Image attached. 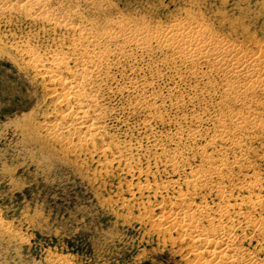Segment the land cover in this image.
Here are the masks:
<instances>
[{"label": "rangeland", "instance_id": "374dc122", "mask_svg": "<svg viewBox=\"0 0 264 264\" xmlns=\"http://www.w3.org/2000/svg\"><path fill=\"white\" fill-rule=\"evenodd\" d=\"M82 9L86 19L97 27L107 28L108 21L120 18L127 27L151 31H164L173 25H199L212 38L248 50L264 43V0H84ZM28 24V21L21 23V30L27 29ZM7 33L10 34L2 27L1 41ZM127 50L135 57L123 60V68H113L115 79L111 81V89L104 90V102L111 111L106 120L107 133L114 136L115 143L123 146L127 142L135 147L140 141L148 147L153 140L161 139L177 149L171 134L184 128L186 138L187 132L195 128L193 114L203 119L201 129L205 134L214 132L212 119L221 118L229 135L253 153L257 172L264 174V160L257 157L264 151V131L236 121L240 113L247 111L264 121V93L228 95L225 82L217 78H196L183 68L179 72L184 81H180L163 55L152 58L135 53L131 47ZM133 66L138 68L137 72ZM201 67L208 69L209 64L204 62ZM38 78L34 70H24L9 56L0 55V264H56V259L70 264H185L179 254L160 245V237L152 231L147 218H142L161 199L150 191L138 190L147 180L145 174L150 169L152 181L164 183L178 177L163 168L156 170L155 153L140 149L139 145L132 151L142 156L139 163L145 174L136 171L131 175L123 173V167L117 164L108 167L104 156H92L91 145L78 157L61 145L55 143L53 148L47 144L42 132L29 125V122L44 120L52 102ZM135 80L148 83L146 90L139 94L155 97V111L168 117L169 124L160 121L147 124L150 109H133L138 100L135 95L139 94L132 88L122 93L120 88ZM179 100L181 110L176 107ZM178 118L181 124L176 122ZM32 130L36 132L34 136ZM226 145L219 144L222 148ZM179 149L187 152L185 148ZM165 196L172 197V194Z\"/></svg>", "mask_w": 264, "mask_h": 264}, {"label": "bare ground", "instance_id": "6f19581e", "mask_svg": "<svg viewBox=\"0 0 264 264\" xmlns=\"http://www.w3.org/2000/svg\"><path fill=\"white\" fill-rule=\"evenodd\" d=\"M83 2L0 0V30L3 27L10 33H7L9 37L0 40V55L9 56L24 70H34L37 78L42 80L45 92L48 90L46 95L52 99L44 120L34 121L36 125L29 122V125L42 132V140L53 148L56 144L61 145L79 157L87 149L85 147L91 145L92 156H104L108 167L117 164L123 167V173L131 175L136 171H140V175L145 174L139 163L142 156L135 155L133 148L139 145L140 149L154 152V168H163L178 177L165 182L162 180L164 183L156 182V179L152 181L149 177L152 169L148 170V166L147 180L145 178L146 181L138 188L140 192L150 191L161 199L154 209H145L142 215L160 237V245L179 254L185 264H264V174L257 172L253 153L229 135L224 121L211 117L214 132L205 134L201 129L203 119L193 114V123L189 121V125L191 122L195 128L187 132L186 138L184 128L173 131L169 136L176 142L177 149L169 147L161 139L153 140L148 147L140 141L135 143V147L127 142L121 146L115 143L113 135L107 133L106 120L111 111L104 102V90L111 89V81L115 79L113 68H123V60L129 61L134 56L128 47L143 56L163 55V60L172 66L180 81H184L179 72L183 68L196 78H217L225 82L228 95L264 93V43L257 44L255 50H248L212 38L199 25H173L164 31H151L127 27L128 24L120 18L108 21L107 28L97 27L86 19ZM25 21L29 22L28 31L20 27ZM204 62L209 64L208 69L201 67ZM133 68L138 71L137 67ZM140 82H128L129 85L122 86L120 91L123 93L124 89L132 88L136 93H142L148 83ZM135 96L138 98L135 108L128 104L137 111L150 109L151 117L145 121L147 124L169 122L168 117L155 111V97L145 93ZM176 107L182 109L181 100ZM236 121L239 125L249 124L253 129L264 131V121L250 111L240 113ZM176 122L182 123L179 118ZM32 131L34 136L35 131ZM249 140L253 138L249 137ZM220 143L227 145L222 148ZM179 148H185L187 152ZM257 157L264 160V151ZM166 194H172V197ZM142 222L146 224L143 219ZM55 262L70 264L64 259H56Z\"/></svg>", "mask_w": 264, "mask_h": 264}]
</instances>
